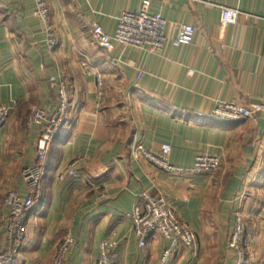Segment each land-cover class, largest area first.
I'll return each instance as SVG.
<instances>
[{
  "label": "crops",
  "instance_id": "0c3cea01",
  "mask_svg": "<svg viewBox=\"0 0 264 264\" xmlns=\"http://www.w3.org/2000/svg\"><path fill=\"white\" fill-rule=\"evenodd\" d=\"M148 1L166 20L161 52L101 49L93 26L113 34L117 18ZM57 47L50 50L34 0H0V105L13 112L0 129V254L6 252L9 192L28 195L22 171L36 158L32 108L54 110L64 80L70 106L52 143L40 198L25 218L24 240L6 264H52L62 238L75 246L66 264H97L100 244H117L116 264H162L172 242L155 235L140 248L125 214L137 197L162 196L197 238L168 264H239L229 247L236 214L244 218L243 264H264V113L239 122L211 117L219 103L264 106V0H45ZM238 10L222 25V8ZM192 26L187 46L178 28ZM192 168L216 156L212 175L172 176L136 160L134 148ZM74 162L75 176H62ZM102 193L105 200H98Z\"/></svg>",
  "mask_w": 264,
  "mask_h": 264
},
{
  "label": "built area",
  "instance_id": "2783aa9c",
  "mask_svg": "<svg viewBox=\"0 0 264 264\" xmlns=\"http://www.w3.org/2000/svg\"><path fill=\"white\" fill-rule=\"evenodd\" d=\"M36 16L41 21L45 34L46 45L50 50L57 47V37L50 20L49 9L45 0H34ZM222 25L232 26L237 23L240 12L230 8H222ZM117 26L113 34L106 33L101 26L94 25L92 38L103 50H112L116 46L123 49L134 48L161 52L168 43L165 35L167 22L160 13L151 11L150 3L144 1L137 11L123 12L117 18ZM194 28L181 26L172 44L187 46L192 42ZM57 85V104L54 110L32 108L29 113V123L38 128L37 153L34 162L22 171V178L26 183L28 195L9 192L3 201L7 211L5 224L6 252L0 254V264L9 262L23 243L25 232V218L40 198V184L45 175L46 161L52 143L58 137L66 114L70 106V91L64 80L51 78ZM13 107L0 105V129L8 122ZM264 113L263 105L243 106L236 103H219L213 110L211 117L219 122H239L251 119ZM171 147L162 145L158 154L134 148L132 156L151 164L154 168L172 176H204L216 173L220 168V160L216 156L201 154L195 159L192 168L183 169L169 163ZM71 164L62 176H75V166ZM107 195L102 193L98 200H105ZM125 218L132 223L135 237L139 240L140 248H145L147 239L158 235L163 240L172 242L171 247L162 256V264H168L179 245L189 250L197 248L196 235L177 217L174 210L162 196L153 197L148 192L138 195L133 210L125 214ZM246 225L241 214H236L235 224L229 238V247L238 254L239 264L245 261L243 240ZM1 241V233H0ZM1 244V242H0ZM75 246L72 235L62 238L52 264H66ZM118 259L117 244L106 240L100 244V254L97 264H116Z\"/></svg>",
  "mask_w": 264,
  "mask_h": 264
},
{
  "label": "rangeland",
  "instance_id": "374dc122",
  "mask_svg": "<svg viewBox=\"0 0 264 264\" xmlns=\"http://www.w3.org/2000/svg\"><path fill=\"white\" fill-rule=\"evenodd\" d=\"M4 201V200H3ZM244 223H245V221H244ZM191 230V229H190ZM245 230H246V228H245ZM192 231V230H191ZM245 235V234H244ZM54 260V259H53Z\"/></svg>",
  "mask_w": 264,
  "mask_h": 264
}]
</instances>
